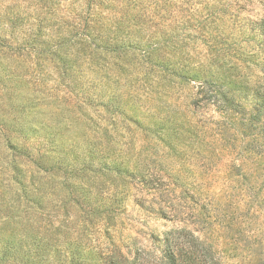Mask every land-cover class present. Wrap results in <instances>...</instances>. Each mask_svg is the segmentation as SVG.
<instances>
[{
	"label": "trees",
	"instance_id": "16d2710c",
	"mask_svg": "<svg viewBox=\"0 0 264 264\" xmlns=\"http://www.w3.org/2000/svg\"><path fill=\"white\" fill-rule=\"evenodd\" d=\"M183 2L0 0V76H5L0 79V264H224L187 224L161 231L150 247L133 255L113 242L108 229L124 213L134 182L155 192L180 182L172 174L156 175L131 141L142 133L173 147L186 123L173 114L145 123L133 105L140 91L148 96V90L193 82L202 93L214 78L212 69L194 63L191 49L185 52L180 45L183 25L174 18ZM170 18L176 22L172 31ZM251 30L264 46V18ZM183 53L186 63L180 60ZM13 61L21 74L6 70L5 63ZM42 64L54 66L74 98L55 104L52 113L36 100L35 84L25 86L31 80L21 79L38 73ZM79 75L86 86L73 84ZM112 79L120 80L130 103L114 100L116 92L103 82ZM96 81L102 84L98 99L90 90ZM250 90L254 102L247 120L252 122L256 114L264 116V77ZM98 106L125 123L127 147H116L120 132L111 128L102 137L92 126L93 116L102 115ZM128 108H134L131 114ZM165 208L160 203L159 213L170 211ZM258 252L246 264H264L263 249Z\"/></svg>",
	"mask_w": 264,
	"mask_h": 264
},
{
	"label": "rangeland",
	"instance_id": "374dc122",
	"mask_svg": "<svg viewBox=\"0 0 264 264\" xmlns=\"http://www.w3.org/2000/svg\"><path fill=\"white\" fill-rule=\"evenodd\" d=\"M181 5L174 18L183 25L180 45L185 52L191 49L194 63L208 66L215 75L202 93L197 92V83L183 82L179 87L156 88L158 92L148 90V96L140 91L134 99V108L142 112L145 123L169 114L186 121L179 130V143L173 147L149 134L136 133L131 141V148L143 150V163L156 175L172 174L180 182L173 190L166 185L156 192L134 182L124 213L108 229L113 242L133 255L140 247H150L161 231L187 224L213 245L224 264H246L258 257V250L264 253V116L256 114L255 120H247L254 102L250 89L264 77V46L251 30L254 21L264 18V0H185ZM168 10L166 16L170 17L173 7ZM167 23L172 31L176 22L170 18ZM189 34L197 38L191 40ZM186 59L183 53L181 62ZM5 64H9L7 71L15 68L16 74L22 73L15 61ZM59 77L53 65L42 64L38 73L21 79L25 83L31 80L25 86L35 84L36 100L53 112L60 101L74 102L67 82ZM0 79L5 81V76ZM75 81L87 84L80 75L73 84ZM117 81L103 82L116 92L117 103H130L128 91ZM101 86L97 83L90 89L93 98L100 97ZM216 91L223 96H214ZM84 95L81 100L88 94ZM3 99L0 97V105ZM134 108L126 110L131 114ZM98 113L92 126L102 131V137L105 130L108 134L115 129L123 134L116 147H127L125 123L119 117L114 121L102 109V115ZM160 203L170 211L160 214Z\"/></svg>",
	"mask_w": 264,
	"mask_h": 264
}]
</instances>
